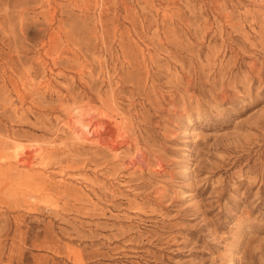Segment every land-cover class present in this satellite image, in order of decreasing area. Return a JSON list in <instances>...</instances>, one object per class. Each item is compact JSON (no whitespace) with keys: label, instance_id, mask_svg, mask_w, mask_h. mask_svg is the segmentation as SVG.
Returning a JSON list of instances; mask_svg holds the SVG:
<instances>
[{"label":"rangeland","instance_id":"rangeland-1","mask_svg":"<svg viewBox=\"0 0 264 264\" xmlns=\"http://www.w3.org/2000/svg\"><path fill=\"white\" fill-rule=\"evenodd\" d=\"M0 264H264V0H0Z\"/></svg>","mask_w":264,"mask_h":264},{"label":"bare ground","instance_id":"bare-ground-1","mask_svg":"<svg viewBox=\"0 0 264 264\" xmlns=\"http://www.w3.org/2000/svg\"><path fill=\"white\" fill-rule=\"evenodd\" d=\"M28 158H31V156H30V155H28Z\"/></svg>","mask_w":264,"mask_h":264}]
</instances>
